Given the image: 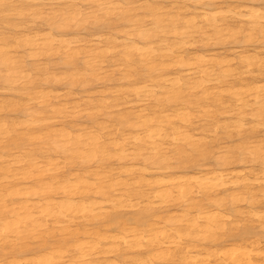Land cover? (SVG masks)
<instances>
[{
    "label": "bare ground",
    "instance_id": "bare-ground-1",
    "mask_svg": "<svg viewBox=\"0 0 264 264\" xmlns=\"http://www.w3.org/2000/svg\"><path fill=\"white\" fill-rule=\"evenodd\" d=\"M166 5L0 0V264H264V0Z\"/></svg>",
    "mask_w": 264,
    "mask_h": 264
},
{
    "label": "rangeland",
    "instance_id": "rangeland-1",
    "mask_svg": "<svg viewBox=\"0 0 264 264\" xmlns=\"http://www.w3.org/2000/svg\"><path fill=\"white\" fill-rule=\"evenodd\" d=\"M171 1L172 0H160V3L161 4H163L164 6H165V4H168V5H166V6H170V3H171ZM100 30L102 31V29L100 28ZM84 33V34H83ZM76 34V36H77V38H78V36H80V38L81 39H86V38H88V33L86 32V31H80V32H78V33H71L70 35H69V37L70 38H76V36L74 37V35ZM84 35V36H83ZM82 36H83V38H82ZM227 49H230V46H225ZM225 47H223V49H226ZM210 50H220V49H218V48H212V49H210ZM251 50V49H250ZM41 63H45V61H42ZM52 69L51 70H53V71H51L52 73H56L57 74V76H60V77H62L63 76V74H64V72L66 73V71H67V68H66V66H63V65H60L59 66V64H57L56 66L53 64L52 66ZM54 67V68H53ZM60 69V70H59ZM81 69V68H80ZM65 70V71H64ZM260 80H262L263 82H264V78L263 79H260ZM113 81H115V82H113ZM113 81L111 82V84H109V85H107L106 87L105 86H103L102 84H100V83H98L97 84V82L96 83H92L90 86H88L87 88H85V90L83 91L81 88H79V90H78V88H76V89H74V93H80L82 96H84V97H90L92 100H95V99H97L99 96H100V94H101V91L102 90H105L107 87H109L110 89H115V87L116 88H118L119 86H121L123 83H121V84H119L120 82L118 81V77L116 76L115 78H113ZM58 87V88H57ZM57 87H54L53 85H52V89H54L55 91H56V89H57V91H63L65 88H64V86H59V85H57ZM5 88H6V86L4 85V83L2 82V81H0V100H3V101H11V102H19L20 101V89L19 88H17V89H15V91H12V92H7V91H4L5 90ZM60 88V89H59ZM62 88V89H61ZM3 91H2V90ZM99 90L100 91V94L99 95H96V94H98L99 93V91L98 92H96L97 90ZM101 89V90H100ZM2 91V92H1ZM91 91H92V93H91ZM88 94H87V93ZM95 92H96V94H95ZM10 93V94H9ZM16 93H17V95H16ZM90 94V95H89ZM92 94V95H91ZM96 95V96H95ZM7 96V97H6ZM123 112H128L129 110L130 111H132L131 109H126V108H120ZM116 112H118L117 110H115ZM3 116L6 118V119H8V120H10V121H12V120H15L17 117H18V114H17V112H11V113H9V114H7V113H4L3 114ZM9 116V117H8ZM221 120H224V118H222ZM84 121H86V120H84ZM83 124H86L87 125V123L86 122H83ZM248 124V123H247ZM259 134H261V133H258L257 134V137H256V135L253 137V138H251V137H249V136H247L248 138L247 139H249V138H251V139H249V140H252L253 139V141L252 142H249L250 144H246V142H241L242 140H237V138H234L232 141L234 142H232V141H224L223 143H221L220 144V147H223V148H225L226 147V150H227V148L228 149H230L229 147H231V150L233 149L234 151H231V150H228L229 152H230V154H237V155H233V158H237L238 159V161H236V162H234L233 164L234 165H232V168H236V169H241V168H243V167H245L246 165L247 166H249L247 163H245V161L243 162L242 161V157H240V156H243V155H245L246 153H247V151L245 152V150L247 149V150H250V151H253L254 149L252 148L253 146L255 147V150L254 151H256V152H258V150L260 151H264V134L262 133L261 135H259ZM261 136V137H260ZM259 137V138H258ZM239 139V138H238ZM254 139H256V142H255V140ZM236 140V141H235ZM248 140V141H249ZM260 140V141H259ZM258 141V142H257ZM251 143L253 144V145H251ZM260 143V144H259ZM229 145V146H228ZM245 145V146H244ZM232 146H233V148H232ZM234 146L236 147V148H234ZM237 146H238V148H237ZM252 146V147H251ZM219 147V148H220ZM248 147V148H247ZM260 147V148H259ZM263 147V148H262ZM218 148V147H217ZM241 148H243L242 150H244V151H242L241 150ZM251 148V149H250ZM257 148H259V149H257ZM236 149V150H235ZM217 150H220V149H217ZM238 150H239V152H238ZM242 151V154L243 155H241V152ZM253 151V152H254ZM234 152V153H233ZM237 152V153H236ZM245 154H244V153ZM259 153V152H258ZM231 155V156H232ZM241 158V159H240ZM243 158H244V156H243ZM240 161H242V163H244L243 165L241 164V162ZM206 164H210V165H213V163H212V161H207L206 162ZM238 164H241V166H239ZM250 164V163H249ZM129 166H130V164H128ZM120 165L119 164H113V165H111V167L112 168H115V167H119ZM138 166V168H145V166H143V165H137ZM252 167H253V169H257L256 170V173H261V171H262V166L259 164V163H257V164H253V165H251ZM261 166V167H260ZM258 167V168H257ZM116 169V168H115ZM259 170V171H258ZM147 178H150V176H146ZM152 177V176H151ZM134 213V212H133ZM255 234H251L250 236H254ZM260 235V236H259ZM259 235H255L254 237H250V236H248L249 238L248 239H253V238H262L263 236L259 233ZM30 255H28V256H26V258H28Z\"/></svg>",
    "mask_w": 264,
    "mask_h": 264
}]
</instances>
